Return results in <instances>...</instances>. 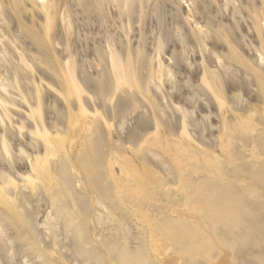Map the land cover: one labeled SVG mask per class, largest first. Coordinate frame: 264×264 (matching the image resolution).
<instances>
[{"label":"rangeland","instance_id":"1","mask_svg":"<svg viewBox=\"0 0 264 264\" xmlns=\"http://www.w3.org/2000/svg\"><path fill=\"white\" fill-rule=\"evenodd\" d=\"M0 187V264H264V0H0Z\"/></svg>","mask_w":264,"mask_h":264},{"label":"bare ground","instance_id":"2","mask_svg":"<svg viewBox=\"0 0 264 264\" xmlns=\"http://www.w3.org/2000/svg\"><path fill=\"white\" fill-rule=\"evenodd\" d=\"M66 53L68 55L67 59H69L71 57L70 51L68 49H66ZM117 53L118 52H117V50L115 48V45L112 42H109L108 43L109 67H110V70L113 72V74L115 76V87L119 88L124 83H126V84L129 83L128 76L126 77V73H127L128 70L133 69L134 65H132L131 63H126V64L122 63L120 61L119 56H118ZM258 58L261 61L263 59L262 54H259ZM218 63H219V61H218ZM158 66H160V65H158ZM251 67H253V66H251ZM255 67L253 68L255 74H257V76H260L259 69L256 70ZM73 70H74L73 69V65L70 64L68 60H66L64 65H63V69L61 71L64 74V79L62 81V84L66 88V99L67 100H68L69 97L73 96V94L76 96V98L78 100L80 99L81 85H80V81H79L78 77L74 75ZM74 72H75V70H74ZM158 72H160V71H158ZM161 78H159V79H161ZM202 79H203L206 87L208 88V90L213 94L215 100H217V105H218L219 110H222L223 108H225L226 105H227V102L223 98V95L220 94L219 91L217 92L214 89V85H213L211 79H209V77L207 76L206 73H203ZM111 98H112V95L110 96V99ZM185 118H186V115H185V112H184L181 115V134H184V135H186V137H189V134L187 133V129H186L187 128L186 127L187 124L185 123ZM153 124H154V131H153L154 134L152 136H150L149 134L146 135V137L144 139V143L146 145L156 146L157 148H160L163 151H165V149H163V148H167V147H163L162 146L163 145L162 142L159 141L160 127H161L160 123L158 122L157 119L154 118ZM37 134H39V133L37 132ZM176 143H177V147H175L176 150H179L180 148L181 149L183 148L182 144L180 142H176ZM177 152L178 151L169 152V156H170L171 161L173 162L175 167L178 166V164L180 162V158H179ZM251 154H252V152H251ZM48 157H49V155L36 156L34 158L32 164H31L32 171L36 174L37 178L40 177V179L42 180V183L44 185H49L55 179V176L52 174V172H51V170L49 169V166H48V164H49L48 163ZM126 163H131L128 172L131 175L132 179L134 180L135 191L137 193L145 191L147 185H149L151 183V176L154 174L153 171L151 170V168L148 167L147 165H144V164L135 163L130 158L127 160ZM8 183H12V181L9 180ZM35 183H36L35 179H32V177H30V176L27 177L26 184H27V186L29 188H33ZM179 183H181L180 177H179ZM0 202L1 203L7 202L1 187H0ZM6 206H8V204H6ZM72 217H73V215H72ZM16 218H17V220H19V216L18 215H16ZM143 218H145V217H143ZM66 222L70 223L72 221L69 218ZM151 226L152 225L148 221L146 223L147 235L149 237H151V236L155 237V235L152 234L151 230L153 228ZM76 233H79V232L76 231ZM185 233H186V231H182V234H185ZM171 238L173 239L174 237L172 236ZM205 238L208 239L207 237H205ZM159 262H160V264H165V263H163L161 261H159Z\"/></svg>","mask_w":264,"mask_h":264}]
</instances>
